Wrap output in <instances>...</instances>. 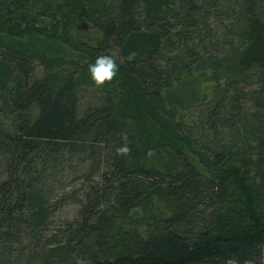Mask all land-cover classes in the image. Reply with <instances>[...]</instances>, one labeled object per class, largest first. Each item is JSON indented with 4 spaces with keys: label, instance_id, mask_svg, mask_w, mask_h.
<instances>
[{
    "label": "trees",
    "instance_id": "1",
    "mask_svg": "<svg viewBox=\"0 0 264 264\" xmlns=\"http://www.w3.org/2000/svg\"><path fill=\"white\" fill-rule=\"evenodd\" d=\"M86 1V15L99 36L91 53L71 56L63 49L74 52L78 47L66 30L69 19L81 14L79 0H0V113L14 114L13 132L0 133L7 155L0 179V231L3 225L7 230L21 223L36 230L47 221L36 189L41 170L31 162L55 147L53 153L77 154L80 162H88L91 176L97 173V179L89 176L77 217L54 248L57 262L261 264L264 151L251 165L244 157L212 152L210 165L191 148L185 123L163 105V91L181 82L185 73L156 64L161 32L150 17L157 16L161 0H117L114 14L100 19L92 15L106 10L103 4ZM248 1L241 45L217 60L218 69L210 68L215 83L220 75L241 76L252 68L264 72V11ZM139 5L144 22L136 12ZM36 15L43 17L38 23ZM109 50H117L118 72L97 87L88 67ZM132 52L136 55L129 60ZM33 61L40 63L43 76L28 82ZM85 85L104 96L101 104L76 116L77 89ZM251 119L239 121L235 130L256 138L260 148L264 135L257 134L256 116ZM125 134L132 150L120 156L116 149ZM149 150L155 153L151 157ZM134 208L147 223L142 230L131 223L139 221L129 215ZM75 240L84 257L76 258Z\"/></svg>",
    "mask_w": 264,
    "mask_h": 264
},
{
    "label": "rangeland",
    "instance_id": "2",
    "mask_svg": "<svg viewBox=\"0 0 264 264\" xmlns=\"http://www.w3.org/2000/svg\"><path fill=\"white\" fill-rule=\"evenodd\" d=\"M79 1L82 7L78 8H83L81 14L69 19L66 30L68 40L78 47L74 52L63 49L71 56L91 53L99 36L97 27L90 21V15H86L88 2ZM182 2L183 0H161L157 16L150 17L153 27L161 32V50L155 58L157 66L178 67L185 73L181 82L163 91V105L176 110L179 120L186 124L184 131L190 137L191 148L203 157L200 160L209 161L211 165L212 152H219L216 155L220 157L229 154L231 158L244 157L246 162L249 159L248 164L251 165L253 161L263 157L259 150L264 151V146L259 148L256 138H245L241 136L239 128H235L244 118L252 120L251 117L256 116L259 123L257 134L264 135V72L252 68L241 76L230 73L227 78L220 79V75L219 82L216 80V88V83L210 76V68L218 69L220 66L216 63L217 60L242 43L239 30L246 3L244 0ZM97 3L103 4L106 10L100 11L101 14L95 13L92 19L114 14L117 0H97ZM247 4L264 11V0H251ZM136 12L142 22L144 11L141 5ZM42 18L36 15L35 21L38 23ZM107 54L113 55L116 62H120L117 50H109ZM65 67L68 71L71 70L70 66ZM42 76L40 63L33 61L28 82ZM103 96L94 86H79L76 116L89 107L101 104ZM30 113L33 118L36 109L31 108ZM13 115L6 111L0 113V133L13 132ZM54 150L55 147H48L46 153L33 157L31 162L36 171L41 170L36 189L44 202L47 221L36 230L25 228L23 223L10 229L7 227V230L3 225L0 231V264H66L57 262L54 248L60 246L66 238V225L77 217V210L83 193L90 184L88 179L92 173L88 162H80L77 154L63 150L53 153ZM198 158L196 154L194 159L199 167ZM6 161L7 155L0 147V179L4 177L3 167ZM91 178L97 179V173ZM129 215L139 219L138 222L131 223H138L140 230L147 225L144 221L141 222L140 209L134 208ZM126 227L128 226L125 225ZM77 243L76 240L72 241L74 245L71 246L76 249L75 255L79 258L83 256V248ZM78 264L83 262L78 261Z\"/></svg>",
    "mask_w": 264,
    "mask_h": 264
},
{
    "label": "clouds",
    "instance_id": "3",
    "mask_svg": "<svg viewBox=\"0 0 264 264\" xmlns=\"http://www.w3.org/2000/svg\"><path fill=\"white\" fill-rule=\"evenodd\" d=\"M135 55V52L130 53L128 59H134ZM88 70L95 85L97 87L103 86L105 83L111 82L117 75L118 65L116 58L113 55H99L94 63L89 64ZM122 140L124 143L116 149V152L120 156H127L132 149L126 134L122 136ZM154 154L152 150L146 153L148 157ZM261 264H264V259H262Z\"/></svg>",
    "mask_w": 264,
    "mask_h": 264
}]
</instances>
